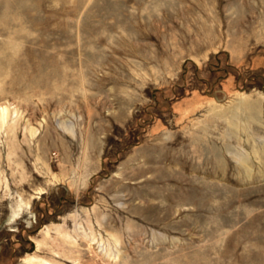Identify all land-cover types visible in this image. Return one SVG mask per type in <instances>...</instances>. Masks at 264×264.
Here are the masks:
<instances>
[{"label": "rangeland", "instance_id": "obj_1", "mask_svg": "<svg viewBox=\"0 0 264 264\" xmlns=\"http://www.w3.org/2000/svg\"><path fill=\"white\" fill-rule=\"evenodd\" d=\"M0 264H264V0H0Z\"/></svg>", "mask_w": 264, "mask_h": 264}, {"label": "bare ground", "instance_id": "obj_2", "mask_svg": "<svg viewBox=\"0 0 264 264\" xmlns=\"http://www.w3.org/2000/svg\"><path fill=\"white\" fill-rule=\"evenodd\" d=\"M4 110H5V109H4ZM4 110L1 109V113H0V122H3L4 119L7 118V117L5 116V112H4Z\"/></svg>", "mask_w": 264, "mask_h": 264}]
</instances>
